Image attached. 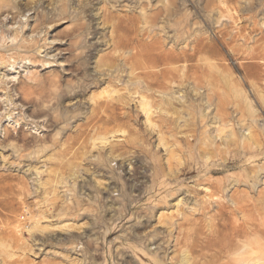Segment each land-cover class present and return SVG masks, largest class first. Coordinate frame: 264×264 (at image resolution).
<instances>
[{
	"label": "rangeland",
	"instance_id": "obj_1",
	"mask_svg": "<svg viewBox=\"0 0 264 264\" xmlns=\"http://www.w3.org/2000/svg\"><path fill=\"white\" fill-rule=\"evenodd\" d=\"M0 264H264V0H0Z\"/></svg>",
	"mask_w": 264,
	"mask_h": 264
},
{
	"label": "bare ground",
	"instance_id": "obj_2",
	"mask_svg": "<svg viewBox=\"0 0 264 264\" xmlns=\"http://www.w3.org/2000/svg\"><path fill=\"white\" fill-rule=\"evenodd\" d=\"M178 11H176L177 14H178ZM176 12L173 11L172 13H170V11L168 10V8L166 9V7H165V10L164 9L163 10L161 9L159 11V13H162V16L165 13V16H167V17L169 16L170 19H172V20L177 17V15L175 14ZM156 15H158V13L157 14H149L148 16H145L144 17V19H145V22L144 23H146L147 20L148 21L151 20ZM137 22H138V20L135 19V17L133 16V17H129V18L125 19L122 22L121 25L117 26L118 29L124 30V31L130 33L131 36L128 37V38H121L120 36H118L117 39L114 42L115 43L114 44L115 46H117L119 48L131 49V47H134V46H137L138 45V43H139L138 36H140L142 34H147V33L149 35H152L153 33L156 32V30L154 28H151V27H146V28H139V27H137ZM157 34L159 35V33H157ZM158 39H161V38H158ZM155 40H157V39H155ZM155 40L153 42L154 45H156L157 48H160V42H159V40L158 41H155ZM5 230H6V228L3 229V231H5Z\"/></svg>",
	"mask_w": 264,
	"mask_h": 264
}]
</instances>
